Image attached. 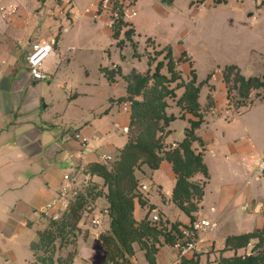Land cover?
<instances>
[{
    "label": "crops",
    "instance_id": "1",
    "mask_svg": "<svg viewBox=\"0 0 264 264\" xmlns=\"http://www.w3.org/2000/svg\"><path fill=\"white\" fill-rule=\"evenodd\" d=\"M96 1L79 0L77 3L81 6L80 10H85ZM153 2L161 12L165 8L173 12L181 2L188 5L194 9L190 22L195 28H199L200 23L206 25L214 18L230 19L231 12H238L240 17L248 18L254 24H263L252 35V39L258 44L264 43V0H174L171 5L163 0ZM5 3L18 6L19 12L10 20H3L0 16V264H18L19 258L14 247L22 248L20 241H26L29 236L30 240L35 237L32 242L37 241V232L46 226L47 220L43 218L48 219L49 216L42 210L56 200L62 186L66 172V152L70 156L81 151L74 134L79 132L89 139L88 148L76 160L80 170L76 187L83 190L89 180V184L94 183L107 192L103 178L91 176L86 173V168L91 163H103L104 155L117 157L129 141V134L124 133L123 129L130 126L131 112H124L123 103L118 102L128 95L125 77L143 59L149 60L146 71L134 69L135 72L142 75L149 71L153 73L163 58L150 64V53L171 48L176 68L187 82L191 78V71L195 70L193 67L190 69V65H193L196 56L185 43L172 36L145 34L142 37L139 27L143 23L135 20L138 16L127 21L128 26L123 29L119 39L114 38V30L109 27L106 16L93 19L91 15L75 24L69 33L58 36L59 23L54 20L53 14H56L55 9L61 0H5ZM205 5L212 7V10L205 12ZM172 20V26L177 27L179 17ZM128 29L134 32L132 40L139 56L135 55L133 44L125 37ZM55 38L57 44L54 55L43 67L48 78L36 81L29 73L28 54L34 44ZM97 40L110 42V48L103 49L108 52V65L98 62L94 66L92 63L94 51L99 50ZM124 41L121 48L119 43ZM147 42H152V46L149 47ZM127 65L130 69L125 71ZM230 65L237 66L245 78L262 77L264 74L262 63L257 67H249V70L245 68L246 71L236 64ZM104 70L116 72L113 82L108 80ZM222 71L219 67L214 68L205 79H199L195 70L197 83L203 84L199 95L203 123L196 130L200 141L193 143V150L202 155L208 169V178L199 173L193 179L205 182L199 210L191 213L190 217L173 202L172 193L177 178L169 161H162L156 170H144L148 182H143L144 179L136 175L140 184L148 187L146 191H140L145 205H141L139 199L135 201L134 216L138 222L152 212L159 214L168 228L176 223L181 224L180 229L186 228L202 217L218 223L217 231L204 234L205 242L200 251L186 258L195 257L199 260L198 264H220L221 258H231L246 252L247 248L226 250L227 238L264 227V193L260 192L257 185H253L254 182H263L258 176L249 174L242 163L248 155H264V123L254 125L260 118L252 122L257 118L254 107L264 100V89L251 93L249 100L253 103L245 112L228 118L233 107L228 105L230 92ZM162 73L169 76L167 72ZM209 76L211 78L208 80ZM57 79H67L59 82L57 87L65 92L68 100L65 102L66 112L73 115L72 121L79 127L74 134L65 125L61 126V135H55L56 130H51V127L59 126L52 117L59 116L62 111V107L57 106L56 93L51 88ZM46 81L47 87L43 84ZM184 91V88L175 91L179 93L177 100ZM43 104L45 109H50L51 118H48L50 115L42 117ZM253 112L255 118H251L253 127L250 128L248 119ZM167 113L177 118L170 123L167 128L169 134L163 141L165 150H170L174 144L178 146L183 142L187 129L191 127L190 121L195 120V117L186 113L181 118L184 111L177 105L167 108ZM62 120L65 121V116ZM233 124L240 126L235 127ZM108 207L105 197L97 199L90 218L84 216L79 228L86 225L84 220H87V226H91V217L102 214L103 224L99 231H108L111 220L109 214L103 213ZM90 237L101 247L100 264H104L105 251L100 236L90 233ZM134 248L136 253L131 262L148 264L144 251L138 245ZM85 252L88 257L86 264H93L94 257L89 248ZM33 259L30 245V252L26 248L22 263L32 264ZM177 260L178 249L175 246H159L156 264H175Z\"/></svg>",
    "mask_w": 264,
    "mask_h": 264
},
{
    "label": "trees",
    "instance_id": "2",
    "mask_svg": "<svg viewBox=\"0 0 264 264\" xmlns=\"http://www.w3.org/2000/svg\"><path fill=\"white\" fill-rule=\"evenodd\" d=\"M163 1L168 5L174 2V0ZM127 26V23L120 20L114 28V38L119 39L121 32ZM133 33V30L128 29L125 31V37L135 48L132 40ZM122 44L123 42H120L119 46ZM160 54H165L164 58L157 63L153 73L149 71L142 75L134 71L125 77L128 83V95L120 98L118 102L131 100L133 103L129 126V133L132 132V136L129 135L128 143L112 164L91 163L86 168V173L91 176L103 178L107 192L100 189L98 185L90 183L58 220L47 219L45 228L37 232V241L31 244L34 259L38 258V251L50 254L48 258H40V263L55 264L52 258L55 244L58 241L63 246L72 244L71 238L74 237L84 213L90 210L97 199L105 197L109 203L111 223L110 229L100 235L101 245L105 251L104 264H132L131 258L136 253L135 245L144 251L148 264H156L159 246L164 244L174 246L182 238L181 224H172L171 228H168L166 222L153 224L148 217L141 222L135 219L136 199H139L141 205H145V201L138 192L140 180L136 176V170L142 165L156 170L162 161H169L173 165L177 178L172 193L173 202L190 217L191 213L199 210L198 204L203 199L204 191L193 183L192 179L199 173L208 178V169L202 155L193 150V143L200 141L196 130L203 123L199 103L203 84L197 83L195 70L191 71L189 81H182L171 48L162 50ZM164 68L170 76L162 73ZM104 72L110 82L115 80L116 72L109 70ZM222 72L229 92L232 89L235 90L243 101L240 106L246 105L245 101L249 100L253 91L264 89V74L262 77L245 78L235 65L226 66ZM210 78L211 76L208 80ZM173 83L177 84L176 88L185 89L183 95L177 100V105L184 111L181 118L188 113L194 116L195 120L190 121L191 127L187 129L183 142L176 148L165 150L163 141L169 134L167 128L177 119L174 115H167V99L176 96L175 88L171 87ZM254 241L257 243L253 250L261 249L258 254L245 258L237 256L221 258L220 264H264V228L228 237L226 250L244 249ZM198 263L199 260L193 257L183 258L175 264Z\"/></svg>",
    "mask_w": 264,
    "mask_h": 264
},
{
    "label": "rangeland",
    "instance_id": "3",
    "mask_svg": "<svg viewBox=\"0 0 264 264\" xmlns=\"http://www.w3.org/2000/svg\"><path fill=\"white\" fill-rule=\"evenodd\" d=\"M74 2L76 3V8L80 10L81 6H79V4L77 3L79 2V0H74ZM136 9L138 11V15H137L138 17L136 16L137 18H135V20L141 21L143 23L139 27V30L142 33V37H144L145 34L149 36H156V37H160V36L171 37L172 36L173 38H177V40L185 43L184 45L186 47H189L192 53H194V56H196L193 65L190 62L191 63L190 69L193 67L196 70V73L199 79H205L208 73H210V71H212V69L214 68L219 67L220 69H224L227 65H230V64H236L239 67H243L244 71H246V69L249 70V67H257L256 65H259V63H262L264 65V60L262 57L264 56V53H263L264 43L260 42V44H258L254 42L252 39V35H254V33L257 30H259L261 26H263V24H254L248 18L240 17L238 15V12H231V17H229L230 19L214 18L213 20H210V22L207 23L206 25H204L203 23H200L198 25L199 28H195V26L191 24L190 22L192 19V12L194 9H190L188 5H184L182 2L179 5H177V7L175 8L173 12H171L170 8L168 9L165 8L164 9L165 11L161 12L159 11V9L155 8L153 0H136ZM203 10L205 12L210 11L212 10V7L210 8L208 5H205L203 6ZM178 17H179V21H177V23L179 22V24L177 27L174 28L172 26V22H173L172 19L178 18ZM109 40L113 43V40L111 38H109ZM96 43L99 45L97 47L99 50L94 51V54L92 56L93 58L92 63L94 64V66L98 62H101L104 65L106 64L108 65L109 64L108 63V52L106 53L103 49L110 48L109 46L110 42L108 43L107 41L97 40ZM124 43L125 41L123 42L122 46H120L121 48H123ZM147 44L149 47L152 46V42H147ZM181 44L182 43L180 42L179 45ZM134 50L136 52V56H139L137 55L136 46ZM151 54L152 56L149 57L150 61H157L159 58L162 60V58H164V55H165V54L161 55L160 52L158 51L152 52L150 53V55ZM148 63H149V60L147 59L141 60V64H135L133 70L131 68L130 73L136 70L140 72H145L146 67L148 66ZM247 65H248V68H247ZM128 68L130 69L129 65L125 66L124 67L125 71H127ZM162 72H167V69L164 68ZM181 73L183 72L181 71ZM189 77L187 78L189 79ZM181 78L183 79L182 81L185 82L183 75L181 76ZM65 81H67V79H57L55 80V82H53V85L51 87L52 90L56 93L57 104H58L57 106L62 107V111L60 112V115L59 116L54 115L52 117L53 122L56 125H59V126L51 127V130H54V129L56 130L54 132L55 135L57 134L61 135L62 125H65L67 130H69V132L73 134L77 132L76 131L77 129H79V127L77 128V126L72 121L73 115L69 113L68 111L66 112L67 106L65 102H67L68 100L66 99L65 92L57 87V84L59 82H65ZM43 84L45 87L48 86L47 81L43 82ZM176 85H177L176 83L172 84V87L175 88V91L178 90V88H176ZM175 94H176L175 97L168 98V108L174 107L175 105H177V97L179 93L175 92ZM242 102L243 101L240 99L239 94L235 90L232 89L230 92L228 105H232L233 112H229L228 118H234L237 116V114H242L253 103L252 100L251 101L247 100L245 101V104H246L245 106H240ZM42 109H43L42 117L43 116L48 117L50 115L48 118H51V114L49 113L50 109H45V104H43ZM254 109H256L257 118L255 121H252V122H257L258 118H260V120L254 125H260L261 122L264 123V100L257 103ZM254 114H255L254 112L251 113L248 119V122H249L248 126L250 128L253 127V125L250 123H252L251 118L253 117L255 118ZM63 116H65V121L62 120ZM238 126L240 125H237V126L235 125V127H238ZM50 135L53 136L52 133H50ZM129 135L132 136V132L131 134L129 133ZM159 135L162 136L163 134L159 133ZM66 154H67V157H66L65 165H64L66 168V172L64 174L70 173V171L68 170L71 167V161L68 160V156H69L68 152H66ZM115 158L117 159V157ZM148 169L149 167L147 165H142L139 169L136 170V175L144 179L142 180L143 182H148L147 179H145L144 177L146 176L144 175L145 174L144 170H148ZM258 175L259 174H256L255 176H258ZM193 183H195L202 189L205 184L204 180H200V181L193 180ZM91 184H94V183H91ZM141 185L142 184H140V186ZM253 185H257L260 192L264 193L263 183L254 182ZM138 192L142 197L143 194H141L139 189H138ZM57 198H58V194L55 199ZM90 212L91 210H87L84 213V216L88 218L89 217L88 214ZM151 215H152V212L148 216V220H150ZM206 219H209V218L206 217ZM43 220L46 221L47 219L43 218ZM84 222L86 223V225L82 228L78 227L77 231L74 234V237L71 238V240H73L72 244L63 246L60 241H58L55 244V250L53 252V257H52L55 264H62V263L64 264H86L88 257L86 254L87 252L85 251L86 250L88 251V248L94 257V260H92L93 264H100V256H101L102 249L100 246L97 245L96 241H93V239L90 237V233L98 234L100 236L104 232H101V233L99 231L94 232L91 226H87V220H84ZM161 222L165 224L162 218H161ZM30 239L31 238L29 236L26 240L29 242H26L23 240L20 241V243L22 244L21 245L22 248L14 247L18 255V258H19L18 264L22 263L23 257L24 255H26V248L30 252V245L33 243L32 241L35 240V237L32 240ZM27 243H29V246H27ZM256 243L257 241H254L252 244H250L251 247L250 246L246 247L247 248L246 252L238 256L236 255V256L245 258L248 256H253V255L258 254V252H260L261 249L253 250ZM48 256H50L49 253L44 254L43 251H38V258L33 259L32 264H42L40 263L41 262L40 258H48ZM136 259L138 262L140 261L138 257ZM137 261L135 262L137 263ZM132 264L134 263L132 262Z\"/></svg>",
    "mask_w": 264,
    "mask_h": 264
},
{
    "label": "built area",
    "instance_id": "4",
    "mask_svg": "<svg viewBox=\"0 0 264 264\" xmlns=\"http://www.w3.org/2000/svg\"><path fill=\"white\" fill-rule=\"evenodd\" d=\"M55 10L56 14H53V16L54 20L59 23L58 36L69 33L72 27L87 15L93 16V19L106 16L108 18L109 27L112 30H114L120 20L127 23V21L138 15L136 0H97L85 10L77 9L73 0H61V4H58ZM18 12V6L14 4H6L5 0H0V16L3 20H10L17 16ZM56 44L57 40L55 38L33 45L28 54V69L34 80L42 81L48 78V74L43 67L46 61L55 52L54 47ZM132 105L133 103L131 100L125 101L122 104V110L129 113L131 112ZM123 132L128 134L129 128L125 127ZM74 138L80 143V154H70L71 171L63 176V183L59 190L58 198L48 203L42 210V213L48 215L49 218L54 220H58L69 209L73 200H75L80 192H82V189L75 185L76 178L80 172L76 160H78L79 155H82L84 150L88 148L89 139L79 132L74 134ZM173 147L176 148L177 145L174 144ZM115 160L116 158L110 155L102 156L104 164H112ZM242 163L249 174H259L258 178L264 184V155H248L243 158ZM89 177L90 175H88V178ZM88 181L85 187H83V190L89 185ZM147 189L148 188L145 185H141L139 188L140 191H146ZM52 210L53 213H51ZM90 210H92V208H90ZM103 213L104 215H107L109 214V211L105 210ZM88 216L90 218V213ZM102 218V214H97L91 217V226L94 230L99 231L101 229L103 224ZM150 221L153 224L160 223L161 217L158 214H152ZM217 228L218 223L216 221L206 218H198L188 227L181 228L180 231L182 233V238L174 245L178 249V260L175 263L200 251L199 249L201 245L205 242L204 234L213 233Z\"/></svg>",
    "mask_w": 264,
    "mask_h": 264
}]
</instances>
